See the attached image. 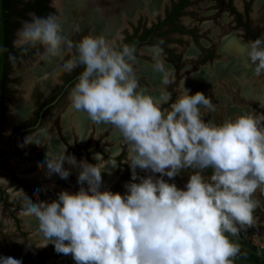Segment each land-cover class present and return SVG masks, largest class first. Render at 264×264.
Returning a JSON list of instances; mask_svg holds the SVG:
<instances>
[{
  "label": "clouds",
  "instance_id": "clouds-1",
  "mask_svg": "<svg viewBox=\"0 0 264 264\" xmlns=\"http://www.w3.org/2000/svg\"><path fill=\"white\" fill-rule=\"evenodd\" d=\"M18 45L39 46L42 59L61 57L65 72L83 66L69 92L70 106L119 132L132 170L123 193L102 190L108 164L78 162L66 147L54 154L47 149L39 162L48 174L67 179V162L79 168L80 187L61 190L50 201L25 196L26 214L36 218L47 241L41 247L52 243L75 264H233L240 247L230 237L253 224L261 203L255 194H264V113L205 120L202 109L214 111L212 99L190 93L184 82L165 108L171 93L154 96L139 84L134 44L117 46L103 34L84 35L74 44L55 14L25 21ZM72 48L75 53L64 59L63 50ZM234 51L245 68L264 75V38L237 42ZM153 60L161 83H172L173 70L159 46ZM25 143L40 144L29 136ZM137 168L152 174L138 176ZM186 169L192 173L183 188L163 179ZM0 264H22V257L0 255Z\"/></svg>",
  "mask_w": 264,
  "mask_h": 264
},
{
  "label": "rangeland",
  "instance_id": "rangeland-1",
  "mask_svg": "<svg viewBox=\"0 0 264 264\" xmlns=\"http://www.w3.org/2000/svg\"><path fill=\"white\" fill-rule=\"evenodd\" d=\"M129 1L131 7H133L131 11L121 9L119 6L110 10L119 15L114 28L108 34L103 35L109 40H115L116 45L124 40L127 34H132L135 28L138 27L141 30L143 27H150L163 19L174 0ZM81 2L82 0H51L52 14L61 17L65 30L70 26L67 35L74 44L84 35L100 34L90 22L80 23L76 18L72 7H80ZM213 3V0H191L185 11L175 21L174 26L183 29L189 28L192 35L171 31L172 25L163 26L158 30V32H162V35L158 36L156 40L163 43L169 51H164L159 44H146L139 47L136 51L134 69L140 86L154 96H159L163 90H166L171 93V99L174 101L183 88V82L184 87L190 93L203 92L212 99L215 105L214 111L202 109L205 113L204 119L220 123L243 112L261 113V110L264 111V75L257 77L251 68L244 67L242 58L234 51L237 42H246L241 38L243 36L242 29L235 28L232 15L228 10L221 11L218 18H216L215 14L217 12L213 9ZM261 8L264 7L261 6ZM259 10L256 9L255 12ZM258 17L264 22V15ZM24 22H22L21 27ZM19 29L14 35V42L17 45ZM211 40H215L213 42L216 44L214 58L211 62L197 63L199 42L209 46ZM154 46H159L162 49L166 67L173 70V82L167 86L161 83V74L155 72L152 67L154 63ZM42 52L43 49L41 48L38 54L29 58L26 62H21L20 66L9 74L13 81L8 84L10 95L5 99L0 119V151H8L12 148L10 140L14 131L13 127L20 122L27 121L36 114L35 99L40 94L48 92L57 76L64 71L59 66L61 57L42 59ZM74 53L75 48L64 49L62 56L67 59ZM169 60H176L180 66L179 69L176 70L174 64ZM170 104L169 101L163 107L167 108ZM60 112L62 113L58 123L59 135L63 137L62 141L59 139L54 126L55 117ZM73 115L76 122H73ZM90 122L92 121L88 119L86 113L72 109L69 98H64L44 115L38 128L22 132L14 138L13 155H9L0 161V255H19L22 257V264H57L59 258H62L65 264H68L66 261L75 264L70 254L57 253L52 243L47 244L35 253L33 252V248L45 238L38 230L36 218L26 214L25 196H30L34 201H50L56 199L60 192L51 186V183L70 188L72 192L77 191L80 187L77 183L78 167H73L65 162L64 167L70 169V175L67 179H61L58 174H48L45 164L39 162L47 149L49 150L50 142L60 143L63 148L66 147V151L70 145L77 151L84 147L87 150L100 147L103 153L111 157L121 153L125 142L119 132L111 125L107 128V124L96 123L99 131H107L99 134L94 131L89 136L86 133ZM79 127L82 131H78ZM43 129H46V131L42 132ZM73 129L78 132L77 135L73 134ZM101 134H105V137L101 138ZM27 136L33 142H39L40 144L25 143ZM124 147L126 151L121 159V164L125 166H119L116 160L104 158L101 152L93 153L88 157L85 155L75 157L78 162L81 160L90 163L105 161L109 166L102 172V190L108 188L123 193L125 184L131 180L132 171L126 162L128 145ZM18 153L31 154L36 159L15 157L14 155ZM78 153L81 154L82 152L78 151ZM94 157H96V160ZM136 171L138 176L152 174L139 168ZM32 172L39 173L34 177L25 176ZM205 172L203 174L207 177L209 174ZM191 173V169H186L171 179L167 176H164L163 179L174 182L178 187L183 188ZM155 175L159 176L160 174ZM34 187L38 191H33ZM255 196L264 208V194L257 191ZM4 200L8 204H11V202L20 203V209L14 212V216L10 211L17 208V205L5 206ZM230 238L238 243L240 247L239 254L234 258L233 264L245 259L249 262L256 260L257 264H264V254L254 252L247 245L249 241L264 250L263 211L256 209L253 224Z\"/></svg>",
  "mask_w": 264,
  "mask_h": 264
},
{
  "label": "trees",
  "instance_id": "trees-1",
  "mask_svg": "<svg viewBox=\"0 0 264 264\" xmlns=\"http://www.w3.org/2000/svg\"><path fill=\"white\" fill-rule=\"evenodd\" d=\"M45 0H0V119L2 115V109L4 105V98L9 95L10 90L8 88V84L13 80L9 77V73L14 68H18L21 62L28 61L29 57L32 56L35 52L36 47H15L11 46L10 43L14 38V32L21 27L22 21H28L31 18L26 15L29 11H35L37 15L47 16L52 10L50 9L46 14H43L45 8ZM190 4L189 0H174L171 4V9L167 10L166 15L163 19L159 20L157 23L152 24L150 27L142 28L141 30L135 28L132 34H127L122 40L121 43L117 44L120 46L122 44H134L137 48L140 45L145 44H159L164 51H169V49L164 46L163 43L157 41L158 36L162 35V32H158L160 28L165 25H172L170 28L171 31H179L182 33H188L190 31H186L183 28H179V26H174L176 24L177 18L183 13V8ZM174 64L176 70L179 69V65L176 60H169ZM204 61V60H203ZM172 99L170 100V103ZM166 106V105H165ZM22 124V123H21ZM20 124V125H21ZM63 140V137H60ZM125 145H123V149L120 154L116 156H109L108 154L103 153L100 149H94L92 151H86L79 154L75 152L71 155H85L88 156L90 153L101 152L103 157L109 160H116L119 166H125L121 164V159L125 154ZM3 152L0 151V154ZM13 155V154H12ZM67 155V154H66ZM15 157H19L21 159H36L31 156V154L18 153L14 155ZM211 169L206 170V174H210ZM150 175V174H148ZM5 206L15 204L17 208L11 210L10 212L14 216V212L20 209L19 202H11L8 204L6 200L3 202ZM258 211H262L260 207L257 208ZM248 247L253 249L254 252H260L264 254V250L260 249L253 243H247ZM234 264H257L256 260H241L238 262H234Z\"/></svg>",
  "mask_w": 264,
  "mask_h": 264
},
{
  "label": "flooded vegetation",
  "instance_id": "flooded-vegetation-1",
  "mask_svg": "<svg viewBox=\"0 0 264 264\" xmlns=\"http://www.w3.org/2000/svg\"><path fill=\"white\" fill-rule=\"evenodd\" d=\"M189 1H191V0H189ZM213 2H214L213 3L214 4L213 9L215 10V12H217L215 14V17L218 18L221 11L228 10V12L232 15V21L234 23L235 28H241L242 29V35L243 36L241 38L243 40H245L246 42H249V41H252L258 37L264 38V22L261 20V18L258 17L259 15H264V8L263 9L261 8V6L264 7V0H236V1H233V0H213ZM44 4H45V8H44L43 14H46L50 9L53 12V8L51 6V0H45ZM187 6H185L183 8V12L185 11ZM169 9H171V7ZM256 9H260V10L255 12ZM52 12H50L49 14H52ZM26 15L30 18H32L33 16H41V15H37V13L33 10L27 12ZM23 21H25V20H23ZM188 29L184 28V30L190 31V29L189 30ZM15 32H14V35H15ZM184 34H191L192 35L191 31L188 33H184ZM216 34H218V33H216ZM213 41H215V40H211L209 46L204 45L203 42H199L198 50H197L198 58L196 60L197 63L203 64L205 62H211V60L214 58V55L216 54V44H214ZM121 42L122 41H120L119 43H121ZM10 45L15 46V47H20L19 45L15 44L14 38L12 39ZM149 45H153V44H149ZM141 46H143V45H140L139 47H141ZM40 50H41V48L39 46H37L35 49L36 53H34L32 56L38 54L40 52ZM32 56H30L29 58H31ZM57 63L59 64L60 62H57ZM82 67L83 66L77 67L71 72L62 71V73H60L59 76H57V78L54 80V84H53V86L51 85L50 90L44 94H40L35 99L34 103L37 107L36 114L33 117L29 118L27 121L20 122L13 127L14 131L11 134V140H10V144H11L12 148L8 151H1L3 153L0 154V157H2L7 152H10V155L13 154L14 138L18 134L22 133V130H25L26 128L31 127L34 124H36L38 116H39V112L43 107L46 106V108L44 109V111L42 113L41 120H40V123L38 126L41 125L44 115L49 110L53 109L64 98H67V99L69 98V92H70L71 88L73 87V85L75 84L77 77L82 70ZM15 69H17V68H15ZM12 70H14V68ZM9 95H10V93H9ZM9 95H7V97ZM5 99H6V97L4 98V103H5ZM53 101H54V103L50 104ZM61 113L62 112H60L55 117V121H54V126H55V129H56V132L58 135H59V123H58V121H59ZM261 113H264V111L261 110ZM38 126H37V128H38ZM108 127H109V125L107 126V128ZM32 130H35V129H29L28 131H32ZM94 131L98 132V134H99V133H102L103 131H107V130H103V131L100 130L99 131L96 127V123L90 122V125L87 129L86 134L91 136V134ZM73 134L77 135L78 132L75 129H73ZM105 134H103V135L101 134L102 135L101 138L105 137ZM59 139L62 141V139L60 138V135H59ZM94 149H100L101 150L100 147H98V148L95 147V148L90 149V150H87V148L84 147L78 151H80V152L89 151L90 152ZM78 151L69 145V149H67L66 154H72V153H75ZM94 153H96V152H94ZM91 154H93V153H90L89 155H91ZM5 158H3V159H5ZM2 160H0V161H2Z\"/></svg>",
  "mask_w": 264,
  "mask_h": 264
},
{
  "label": "bare ground",
  "instance_id": "bare-ground-1",
  "mask_svg": "<svg viewBox=\"0 0 264 264\" xmlns=\"http://www.w3.org/2000/svg\"><path fill=\"white\" fill-rule=\"evenodd\" d=\"M129 2H130L129 0H105V1L82 0L81 6L80 7L76 6L74 8L72 7V10L74 9L73 12L75 13L76 18L79 20L80 23L90 22L92 24V26L94 28H96L100 34H108L114 28V26L117 22V17L119 15L118 13L115 14L112 11H110L111 8L119 6V7H121V9L124 8L128 11H131L133 9V7H131ZM69 14H70V12H69ZM69 27L70 26H68V28ZM68 28H67V30H65L66 33L70 30V28L69 29ZM72 119H73V122H76L74 115L72 116ZM77 124L75 125L76 127H77ZM78 131H82L81 127H79ZM44 135H46V134H44ZM80 136H81V134H80ZM49 146H50L49 152L53 153V154L63 149V145H61L60 143H57V142H50ZM100 163H105V161L100 162ZM76 169H78V168H76ZM38 173L39 172H32V173H28L25 176L34 177ZM51 184H52L51 186L56 188L58 191H61V190L71 191L70 188L63 187L59 184H54V183H51ZM46 243H47V241L43 240L41 243H39L38 245H36L33 248V252L35 253L37 250L42 249L43 247H41V246L46 244ZM66 262L68 264H72L71 261H66ZM57 264H65V261L62 258H59V260L57 261Z\"/></svg>",
  "mask_w": 264,
  "mask_h": 264
},
{
  "label": "water",
  "instance_id": "water-1",
  "mask_svg": "<svg viewBox=\"0 0 264 264\" xmlns=\"http://www.w3.org/2000/svg\"><path fill=\"white\" fill-rule=\"evenodd\" d=\"M54 103V101L53 102H51L50 104H53ZM46 108V106L45 107H43L41 110H40V112H39V116H38V119H37V122H36V124H34L33 126H31V127H28V128H26L25 130H22V132H24V131H28L29 129H36L37 128V126L39 125V123H40V120H41V116H42V113H43V111H44V109ZM10 155V152H7L6 154H4L2 157H0V160H2L3 158H5V157H7V156H9ZM260 209L264 212V208H263V206L261 205V203H260Z\"/></svg>",
  "mask_w": 264,
  "mask_h": 264
},
{
  "label": "crops",
  "instance_id": "crops-1",
  "mask_svg": "<svg viewBox=\"0 0 264 264\" xmlns=\"http://www.w3.org/2000/svg\"><path fill=\"white\" fill-rule=\"evenodd\" d=\"M226 38V37H225ZM219 52V51H218Z\"/></svg>",
  "mask_w": 264,
  "mask_h": 264
}]
</instances>
